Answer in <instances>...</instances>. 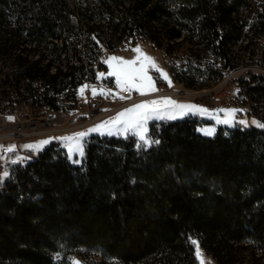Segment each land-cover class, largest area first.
Masks as SVG:
<instances>
[{"label":"trees","instance_id":"1","mask_svg":"<svg viewBox=\"0 0 264 264\" xmlns=\"http://www.w3.org/2000/svg\"><path fill=\"white\" fill-rule=\"evenodd\" d=\"M128 35L184 55L205 80L177 83L210 86L264 59V0H0V62L15 65L0 72L2 94L65 109L59 92ZM47 52L64 68L52 73ZM238 80L264 122V75ZM199 124L154 121L149 146L93 135L82 165L52 143L15 166L0 192V264H70L78 248L117 264H197L192 240L217 264H264V128L208 136Z\"/></svg>","mask_w":264,"mask_h":264},{"label":"rangeland","instance_id":"2","mask_svg":"<svg viewBox=\"0 0 264 264\" xmlns=\"http://www.w3.org/2000/svg\"><path fill=\"white\" fill-rule=\"evenodd\" d=\"M93 38H96V35H92ZM75 36H70L69 40H75ZM186 44V43H185ZM136 47L141 49V52L153 58L155 64L163 70V72L167 73L171 79L172 86L169 87L167 81L159 78L160 73L156 71L155 68L151 66L150 63L143 60V56L141 53H137L133 51ZM262 51H260L261 53ZM117 56L122 58L123 60H135L138 56L140 57L137 60V63L132 65L134 68H139L141 63H144L145 69L148 76L153 78L156 91H146V94L141 95L135 88H129L127 86H118L117 85V77L114 75H109L112 71L109 68L108 61L109 57ZM53 55L51 52H47L45 54L44 60L45 62L50 59L52 62L51 72L54 73L57 68H64L65 62L67 60L66 56L62 55V61L56 60L52 58ZM259 57V56H258ZM261 58V56H260ZM114 67L119 66L117 61H111ZM15 69V65L10 62H0V72L7 73L11 72ZM94 71H89L84 78H82V83L78 85L76 88L66 87L61 92H59L60 99L59 104L61 106H65V109L72 110L73 112H80L74 115V123L79 125V128L59 134L57 136H48L44 138L34 139L29 142H20L16 144H8L17 146L15 152L16 154V166L19 165L20 160L24 162L22 165L28 163L33 160L37 155V151H32L24 148V145H31L38 141H43L51 137H68L72 136V134L77 132H85L89 129H92L94 126L101 124L104 121H111L113 118L117 116L118 113L124 111V109L131 108L134 104L157 101L158 103L154 106L158 109V112H153L149 114V118L143 124V134L146 136L148 140L150 137L148 136L150 124L154 121H169L183 118H199L200 124L198 126V130L204 135L212 136L215 134L216 130L219 126H225L228 128L242 126L238 122L241 120H245L248 122L247 126L258 127L256 124L251 123L253 120L259 122L260 124H264L261 117H259L258 108L254 107V104L250 101H245L243 95L239 93V80L240 76H244L245 78L250 77L253 74H261L264 75V59L262 58L259 62L255 64H242L234 71H228L224 78L217 83H211L210 86H204L198 89H192L186 87L182 83H177L174 80L175 76L179 77L181 75L185 76H193L196 80L197 85H201L205 82V80L200 76L196 77L195 74L188 69V67L184 66V55L183 56H175L168 54L164 47H158L151 40L144 36H125L122 41L116 45L113 51H109L107 49L99 52V55L94 61L93 64ZM104 75L101 76L100 74ZM139 83V81H137ZM209 83V82H208ZM84 89L81 92V89ZM93 89L96 91V95L93 96ZM103 93V94H101ZM186 95H184V94ZM160 96H156V95ZM162 94V95H161ZM182 94V95H181ZM90 97V99H101L103 101V106L101 112L95 111L92 114L87 113V107H79V99L81 97ZM121 97H124L121 99ZM165 98H170L172 101L177 102L178 104L185 105H198L204 109H208V112H199L197 109H185L184 112L188 114H181L178 109L173 108L171 105H166L164 103ZM251 106L253 111L248 110L246 106ZM46 110H54L48 106H45ZM63 109V108H62ZM220 109H236L234 114H228L224 111H218ZM25 113V112H24ZM171 115H176V119H169L168 117ZM96 116V120L93 119ZM163 116L161 119L159 117ZM134 114H127L124 117H121V121L134 120ZM22 122L24 123L25 128H29L30 122L34 119L44 120V115L38 116H25L22 118ZM228 120L229 123L225 124L223 121ZM71 122L64 121V125H70ZM264 128V127H261ZM43 128L39 127L35 131L40 132ZM111 130L113 134H107L108 131ZM142 130L129 127L125 124H116L110 123L98 131L90 132L86 137L83 138V153L85 151V147L87 142L93 135L100 136H110V137H120L124 138L126 136H133L137 143L144 144V141L140 139V133ZM211 133V134H209ZM151 141V140H150ZM52 143H56L62 148H65L66 153L69 157V160L75 165H82L84 154L80 156L78 153H73L71 157L68 153L67 142L61 140H53L51 143L47 145L40 146L39 150H44L47 146ZM149 146V145H147ZM79 161V162H76ZM203 253V259L205 264H217L214 259H212L209 255H207L201 246L199 245ZM70 264H75V262H79V264H117L116 260H105L104 257L97 253V255H83L82 258L75 254L72 251L69 255ZM197 258V256H196ZM197 264H200V260L197 258Z\"/></svg>","mask_w":264,"mask_h":264},{"label":"snow or ice","instance_id":"3","mask_svg":"<svg viewBox=\"0 0 264 264\" xmlns=\"http://www.w3.org/2000/svg\"><path fill=\"white\" fill-rule=\"evenodd\" d=\"M133 51L137 53H141L143 56V60L147 61L148 63L151 64L153 68L156 69L157 72L160 73L159 78L164 79L167 81L169 87L172 86L171 79L168 76L167 73L163 72L162 69H160L154 62L153 58L150 56H147L146 54L141 52V49L139 47H136L133 49ZM140 57L138 56L135 60H123L120 57L117 56H111L109 57L107 63H109V68L112 69V71L109 73V75H114L117 77V85L118 86H127L129 88H135L138 92H140L141 95L146 94L145 90L148 91H156L155 84L153 81V78L151 76L147 75L145 65L144 63H141L139 68H134L132 65L137 63V60H139ZM111 61H117L119 63V66L114 67ZM101 76L104 74L101 73ZM139 81V83H137ZM84 89H81V92H83ZM237 91H239L237 89ZM93 96H95L97 93L95 89H93L92 92ZM103 94V93H101ZM124 97H121L123 99ZM158 102L157 101H151V102H145V103H139V104H134L131 108L124 109V111L120 112L117 114L115 118H113L111 121H104L99 125L94 126L92 129H89L88 131L85 132H77L72 134V136L68 137H51L43 141H38L35 142L34 144L31 145H24L23 147L32 151H38L40 146L42 145H47L51 143L53 140H61L67 142V147H68V153L69 156L73 153H78L80 156H83V144L82 140L84 137H86L90 132L93 131H98L99 129L104 128L105 126L109 125L110 123H116V124H125L128 125L129 127H135L138 129H141L142 131L140 133H137L140 135V139L144 141L145 145H150L151 143H159V141H150L146 138V136L143 134V124L144 122L147 121L149 118V114L153 112H158V109L154 107ZM164 103L166 105H171L173 108L178 109L181 114H188L184 112L185 109H197L199 112H208V109H204L201 106L198 105H185V104H178L175 101H172L170 98H165ZM218 111H224L228 114H234L236 109H220ZM127 114H134L135 118L134 120H128V121H121V117L126 116ZM163 119L164 117L161 116L159 117ZM169 119H176V115H171L168 117ZM9 120H13V117H8ZM225 124H228V120L223 121ZM241 125L247 126L248 122L245 120H241L238 122ZM251 123L256 124L257 126L264 127V124H260L259 122L253 120ZM109 135L113 134L111 130L108 131ZM211 134V133H209ZM139 146V145H138ZM17 146L15 145H9V146H3L0 145V154L7 153V152H15ZM79 162V161H76ZM8 173L5 171L3 173V177H0V180H2L4 177H7ZM193 245L196 246V256L200 260V264H205L204 259H203V253L201 249L199 248V244L196 240L191 241ZM75 264H79V262H75Z\"/></svg>","mask_w":264,"mask_h":264},{"label":"built area","instance_id":"4","mask_svg":"<svg viewBox=\"0 0 264 264\" xmlns=\"http://www.w3.org/2000/svg\"><path fill=\"white\" fill-rule=\"evenodd\" d=\"M257 63L254 62L253 64ZM2 89L0 88V145L9 146L8 144H16L20 142H29L34 139L44 138L48 136H57L59 134L67 133L74 131L79 128L77 123H74V115L80 112H73L68 109H59V110H46L45 105H42L40 102H35L29 95L23 97L21 94H17L11 91V94L3 95ZM23 106H30V113H23ZM87 107V113L92 114L95 111L101 112L103 101L101 99H90V97H81L79 99V107ZM248 110L253 111L251 106H246ZM38 116L45 115V121L51 120L47 126H41L37 124V120L34 119L30 122L29 128L24 127L22 118L25 116ZM8 117H13V120H9ZM261 117V115H259ZM262 118V117H261ZM96 120V116L93 121ZM71 122L70 125H64L63 122ZM43 128L42 131H35L37 128ZM45 128L54 129L52 133H47L43 135ZM31 138V139H30ZM43 150H38V158L42 154ZM16 154L17 152H7L0 154V177H3V173L6 171L8 173L7 177H4L0 180V192L4 190L7 181H12L15 179L12 172L13 168L16 166ZM26 162V160H24ZM24 162L20 160L19 165H22ZM75 254L82 258L83 255H86V250L83 248H78L74 250ZM97 255V253H93ZM55 260L61 258L60 252H55L53 254Z\"/></svg>","mask_w":264,"mask_h":264},{"label":"bare ground","instance_id":"5","mask_svg":"<svg viewBox=\"0 0 264 264\" xmlns=\"http://www.w3.org/2000/svg\"><path fill=\"white\" fill-rule=\"evenodd\" d=\"M184 94V93H183ZM162 95V94H161ZM182 95V94H181ZM184 95H186V94H184ZM156 96H160V95H156ZM30 113V106H23V113ZM44 117H45V115H44ZM51 120H46L45 121V119L44 120H40L39 119V121L37 120V124L38 125H41L42 127L43 126H47L48 125V123L50 122ZM47 124V125H46ZM54 129H50V128H45L44 127V131H43V133H45V134H43V135H46L47 133H52V131H53ZM31 139V138H30ZM38 156V155H37ZM36 156V157H37Z\"/></svg>","mask_w":264,"mask_h":264},{"label":"crops","instance_id":"6","mask_svg":"<svg viewBox=\"0 0 264 264\" xmlns=\"http://www.w3.org/2000/svg\"><path fill=\"white\" fill-rule=\"evenodd\" d=\"M244 127H249V126H244ZM250 127H253V126H250ZM258 127H260V126H258Z\"/></svg>","mask_w":264,"mask_h":264}]
</instances>
